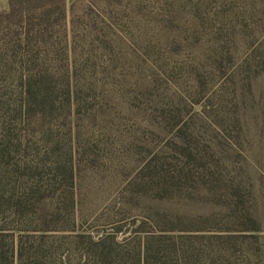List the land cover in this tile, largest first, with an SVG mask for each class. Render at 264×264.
Listing matches in <instances>:
<instances>
[{"label": "rangeland", "instance_id": "374dc122", "mask_svg": "<svg viewBox=\"0 0 264 264\" xmlns=\"http://www.w3.org/2000/svg\"><path fill=\"white\" fill-rule=\"evenodd\" d=\"M1 18L6 179L49 196L25 226L63 264L77 234L98 264H264V0H67L41 37Z\"/></svg>", "mask_w": 264, "mask_h": 264}, {"label": "trees", "instance_id": "16d2710c", "mask_svg": "<svg viewBox=\"0 0 264 264\" xmlns=\"http://www.w3.org/2000/svg\"><path fill=\"white\" fill-rule=\"evenodd\" d=\"M7 1L8 9L0 10V16L3 17L1 20L6 23L15 20L26 23L32 26L28 29L34 31L38 37L44 34L45 19L55 9H58L63 18L66 19L67 0ZM26 95L32 100L37 97V92H32L31 84L27 86ZM49 96V89L40 91L38 94V97H42L44 100L49 99ZM6 149L4 146L0 150V264H63L62 258L57 255L59 247L45 240V232L49 227L38 230V228L31 229L25 226L28 222L27 218L32 216L49 196L35 194L31 198H25V194L18 192L16 186L10 187V180L6 179L9 165L2 153ZM72 199L75 200L74 192ZM246 202V200H234L230 204L232 217L238 220L245 231H259V219L251 211V207L246 206ZM71 212L70 216L73 215L71 218L76 224L74 202ZM31 230L41 232V238L38 240L37 236L29 234ZM249 237L246 236V238ZM68 243V257L65 264H98V259L99 261L102 260L101 256L105 254L106 250L102 241L95 240L90 235L77 234V236H71Z\"/></svg>", "mask_w": 264, "mask_h": 264}]
</instances>
